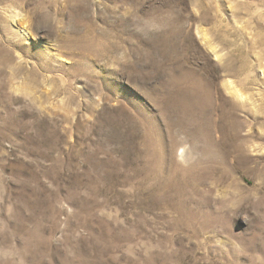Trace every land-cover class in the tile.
Listing matches in <instances>:
<instances>
[{
	"label": "rangeland",
	"instance_id": "1",
	"mask_svg": "<svg viewBox=\"0 0 264 264\" xmlns=\"http://www.w3.org/2000/svg\"><path fill=\"white\" fill-rule=\"evenodd\" d=\"M0 264H264V0H0Z\"/></svg>",
	"mask_w": 264,
	"mask_h": 264
},
{
	"label": "bare ground",
	"instance_id": "2",
	"mask_svg": "<svg viewBox=\"0 0 264 264\" xmlns=\"http://www.w3.org/2000/svg\"><path fill=\"white\" fill-rule=\"evenodd\" d=\"M150 165V164H149ZM159 168V167H158ZM192 171V170H191ZM175 183V182H174Z\"/></svg>",
	"mask_w": 264,
	"mask_h": 264
}]
</instances>
